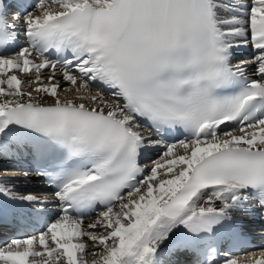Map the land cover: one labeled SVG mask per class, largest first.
I'll use <instances>...</instances> for the list:
<instances>
[{
  "label": "snow or ice",
  "instance_id": "snow-or-ice-1",
  "mask_svg": "<svg viewBox=\"0 0 264 264\" xmlns=\"http://www.w3.org/2000/svg\"><path fill=\"white\" fill-rule=\"evenodd\" d=\"M13 151L51 199L0 185L42 225L0 264H264L226 247L264 220V0H0Z\"/></svg>",
  "mask_w": 264,
  "mask_h": 264
},
{
  "label": "bare ground",
  "instance_id": "bare-ground-1",
  "mask_svg": "<svg viewBox=\"0 0 264 264\" xmlns=\"http://www.w3.org/2000/svg\"><path fill=\"white\" fill-rule=\"evenodd\" d=\"M255 50L252 48L251 44L247 45L246 47H239V53L240 56L245 55V57L242 58V60H251L253 57V52ZM252 65L248 66V71H249V75L251 76L252 74ZM158 154H153V156L149 159H147L144 163L145 164H150V161L152 159H155L157 157ZM14 157H19V158H26V155H20L17 154L16 152H10L6 157H1V159L3 160L0 163V168H4L2 171V173H0V185H4L7 186L9 188H13L15 191H18L20 193H32V194H36L39 195L40 192H45V189L39 184V182L34 179L31 178V176H21V177H16L19 174L15 173L14 175H12L11 177H13L14 179H9V178H5L6 175H10L11 173H4L6 172V170H8L7 172H12L13 168H17V164H15L14 162ZM21 175V174H20ZM39 192V193H37ZM40 196V195H39ZM2 199V198H0ZM8 205L14 206L17 204H13L11 202L6 203ZM50 206V205H49ZM238 219H240L238 217ZM243 219L246 221V225L244 228L245 234L247 236V238H249L250 236H255L257 234L256 229L259 227L258 223L259 221V217L256 214L255 210L253 211V213L247 217H243ZM89 220H85V224L89 223ZM262 230V229H260ZM12 235V238H23V234L19 233V232H15L10 234ZM10 239H6L4 241V243H0V247L4 246L6 244V242ZM227 247V246H226ZM229 248V247H228ZM234 252H237L236 250L232 249ZM257 249L251 250V252H254L255 255H259V252L256 251ZM182 256V255H181ZM184 256H186V258L189 259L188 262H186L185 264H191V261L194 259V257H192L190 254H185ZM89 260L92 259V257H88ZM179 259V258H177Z\"/></svg>",
  "mask_w": 264,
  "mask_h": 264
},
{
  "label": "rangeland",
  "instance_id": "rangeland-1",
  "mask_svg": "<svg viewBox=\"0 0 264 264\" xmlns=\"http://www.w3.org/2000/svg\"><path fill=\"white\" fill-rule=\"evenodd\" d=\"M4 168H0V170H3ZM6 171H8V170H6ZM0 173H2V171H0ZM15 173H11L10 175H6V177L5 178H9V179H14L13 177H11L12 175H14Z\"/></svg>",
  "mask_w": 264,
  "mask_h": 264
}]
</instances>
